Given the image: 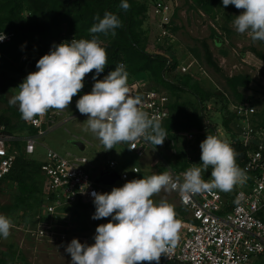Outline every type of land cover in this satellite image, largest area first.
<instances>
[{
    "label": "rangeland",
    "instance_id": "1",
    "mask_svg": "<svg viewBox=\"0 0 264 264\" xmlns=\"http://www.w3.org/2000/svg\"><path fill=\"white\" fill-rule=\"evenodd\" d=\"M143 5L144 0H138ZM210 7V6H209ZM23 15L31 17L29 11L23 9ZM236 14L219 6L205 8L194 0H179L174 9L171 19V36L157 40L159 28L156 19L152 16L150 6L147 3L140 14L138 30L145 37V48L149 52L163 53L169 58H176L177 66L167 73L166 78L175 80L176 75L186 74L189 76V84H197L200 87L204 100L187 85H182L179 90V100L191 110L193 107L201 113L204 120L202 129L195 128L182 131L166 132L167 137L162 145H150L146 148L143 156L137 157L121 144L115 145L114 149L105 151L104 145L97 136L87 130V116L78 115L74 119L58 123L38 137L36 156L41 159L44 154V146L56 150L58 153L83 154L95 166V168L114 159L117 163L116 170L129 171L132 164H137L139 171L129 173L124 181L114 184L115 187L132 179L146 178L152 174H161L172 168L175 171L186 172L201 163L200 143L207 135H213L235 147L236 138L232 136L235 122H243L234 118L230 122V130L222 123L223 111H218L220 101L224 100L231 111L232 103L241 101L239 93L249 99L255 105V112L250 117L253 123L264 121V61L259 58L254 49L264 53V41L253 40L251 32L240 34L236 31L233 21ZM62 33H66V25L62 24ZM205 41L211 49L212 56L220 66L215 70L209 65L203 55L202 42ZM23 55L17 61L9 59L11 66H5L0 70V113L9 121L10 125L20 126L24 120L21 117L18 105L10 106L9 100L18 94V86L25 80L27 75L35 72L37 68L25 71L18 69ZM192 62L187 71H182L181 65ZM109 72L100 74L102 80ZM90 74V73H89ZM94 76V75H92ZM227 77L239 79L236 93L227 82ZM147 80V86H157L167 92L171 100L176 96L164 85L150 78L142 72L138 76L129 77L128 80ZM86 81V79H84ZM92 83H95L92 81ZM212 93H219L220 98L212 97ZM211 96V97H210ZM245 99V98H244ZM223 102V101H222ZM211 106V115H205L204 104ZM78 112V109H74ZM204 114V115H203ZM225 115H228L225 112ZM58 118L57 115H53ZM232 124V126H231ZM20 128V127H19ZM14 130L19 131L17 128ZM22 132V131H20ZM192 134V135H191ZM191 135V136H190ZM236 136V135H235ZM81 137L86 142L83 149H79L74 140ZM44 145V146H43ZM155 147V150H153ZM236 150V148H234ZM95 169H93V172ZM211 167L204 173L203 178L211 179ZM92 171V169H90ZM15 185L12 182H0V214L10 217L14 227L7 239L0 237V256L5 257L10 264H71V256L65 251V247L73 238L82 244L92 245L88 237L96 235V228L101 224L108 223L112 218L92 219L96 206L93 202L86 205H74L61 210L58 223L66 233L64 240L47 241L35 238L33 230L42 219L43 202L34 207L14 206ZM174 191H162L153 197L154 202L161 200L175 206L176 213H184L181 204L173 195ZM233 190L226 193L228 196ZM175 194V193H174Z\"/></svg>",
    "mask_w": 264,
    "mask_h": 264
},
{
    "label": "clouds",
    "instance_id": "2",
    "mask_svg": "<svg viewBox=\"0 0 264 264\" xmlns=\"http://www.w3.org/2000/svg\"><path fill=\"white\" fill-rule=\"evenodd\" d=\"M224 7L243 9L233 21L240 34L251 32L252 39L264 41V0H222ZM120 7L127 12L130 4L122 0ZM89 31L92 34L116 35L122 27L117 15L106 12L97 15ZM6 39L0 34V41ZM98 36L91 40L72 39L54 45L36 64L38 69L27 75L18 86L19 92L10 100L18 105L22 119L31 121L43 117L49 110L68 109L74 96L84 87L86 74L95 71L92 91L82 95L76 107L86 115L87 130L94 133L105 151L121 143L135 144L143 140L150 145H162L167 137L159 121L142 110L140 96H131L129 73L119 63L102 80L97 79L108 65V54ZM155 147L153 150H155ZM201 163L184 173L183 181L170 171L132 179L110 193L93 191L96 211L92 219H112L96 228L95 243L88 245L73 238L65 247L71 264H159L160 258L175 248L180 239L182 221L175 206L166 200L154 202L162 191H179L185 197L218 189L230 192L247 177L236 162L237 153L226 141L207 135L200 143ZM211 167V179L202 173ZM14 227L10 217L0 214V237L7 239Z\"/></svg>",
    "mask_w": 264,
    "mask_h": 264
},
{
    "label": "built area",
    "instance_id": "3",
    "mask_svg": "<svg viewBox=\"0 0 264 264\" xmlns=\"http://www.w3.org/2000/svg\"><path fill=\"white\" fill-rule=\"evenodd\" d=\"M178 1L148 0L151 14L159 28L157 40L171 36V19ZM2 33L6 39L0 44L9 41L13 35L12 32L0 30ZM74 38L77 39L73 33L62 34L50 42L40 55L48 54L54 45L71 42ZM191 63L181 65L180 69L187 71ZM85 79L86 83H92V74H86ZM128 86L131 96L141 97L142 110L150 117L162 122L169 115L170 99L166 91L147 86L146 79L128 80ZM230 109L235 118L243 122H235V132H232L245 149L242 170L247 179L234 187L232 197L218 189L188 194L187 197L174 191L184 212L177 213V218L182 221L180 239L167 256L162 254L159 264H264V122H251L250 117L256 108L247 98L232 103ZM203 111L208 117L211 115V106L206 104ZM58 113L60 111L49 110L42 118L23 120L25 126L34 128L33 132L12 129L0 114V178L12 169L20 152L36 156L38 137L59 123L53 116ZM122 145L137 157L143 156L149 146L143 140L135 144V149H130L132 145L128 143ZM116 165V161L110 159L98 165V169L93 172L97 167L85 155H63L44 146V154L40 159L44 209L39 224L31 230L32 235L50 242L64 240L66 233L57 221L62 209L78 203L89 204L94 200L91 196L93 191L110 193L116 182L124 181L129 173L139 171L138 165L132 164L128 172L117 170L119 177L112 184L96 181L95 173L98 170L104 166L116 170ZM166 171L183 181L185 172L172 168ZM122 186L120 184L117 187Z\"/></svg>",
    "mask_w": 264,
    "mask_h": 264
},
{
    "label": "trees",
    "instance_id": "4",
    "mask_svg": "<svg viewBox=\"0 0 264 264\" xmlns=\"http://www.w3.org/2000/svg\"><path fill=\"white\" fill-rule=\"evenodd\" d=\"M194 1L207 9L212 6L222 7L237 16L243 11V9H236L234 5L224 7L222 0ZM127 2L130 8L125 12L120 7L122 0H0V30L13 33L9 41L0 44V70L7 65L11 66L9 59L17 61L22 55V62L18 67L20 71L36 68L37 61L42 57L41 51L62 34L73 33L78 40H91L95 35L103 42L102 46L108 54V65L100 74L110 72L119 63H123L129 77L138 76L144 72L176 96L174 100L169 97V115L160 122L166 132L186 131L192 128L202 129L203 116L194 107L189 110L179 100L178 93L183 89L182 85L188 84V88L195 92L202 101L205 96L200 87L195 83L189 84V76L186 74L176 75L175 80L166 78L167 73L177 66L176 58L174 56L169 58L163 53L147 51L145 37H142L138 30L140 14L145 6L147 7L148 0H144L143 5L138 0H127ZM25 8L31 17L23 15ZM106 12L117 15L123 26L116 29L115 36L110 33L107 36L90 33V27L98 22L94 18L99 15L102 19ZM62 24L66 25V33H62ZM202 48L206 62L215 70H220V66L213 58L211 49L205 41L202 42ZM254 51L264 61V53L256 49ZM90 74L95 75V71L93 70ZM238 81L237 78L227 77V82L236 93H238L236 90ZM153 87L158 88L155 85ZM212 94V97L220 98L219 93L218 95L217 93ZM238 96L240 100L246 98L241 93ZM220 110L224 112L222 123L229 128L235 114L228 109L224 100L220 101L218 111ZM225 112L228 115H225ZM0 114L9 123L8 119L2 113ZM10 127L17 128L20 132L25 125L22 121L20 128L17 125H10ZM31 128L34 131V128ZM232 136L236 138L233 132ZM234 145L233 148H236L237 153L236 162L242 169L245 149L238 139L235 140ZM1 181L12 182L15 185L16 192L12 203L14 206L31 208L41 204L43 175L40 171V160L35 155H25L20 152L15 158L14 166L0 178ZM77 205L86 204L78 203ZM0 264H10V262L0 256Z\"/></svg>",
    "mask_w": 264,
    "mask_h": 264
},
{
    "label": "crops",
    "instance_id": "5",
    "mask_svg": "<svg viewBox=\"0 0 264 264\" xmlns=\"http://www.w3.org/2000/svg\"><path fill=\"white\" fill-rule=\"evenodd\" d=\"M100 77H102V76H98L97 77V79L98 78H100ZM94 81V80H93ZM95 82V81H94ZM92 84H94V83H86V81L84 80V87H83V89L81 90V92L80 93H78V95H76V96H74L73 97V99H72V102L70 103V105L68 106V109H64L63 111H60V113H58L57 114V120L59 121V124L60 123H62V122H65L66 120H68V119H74L76 116H78V115H82L79 111L78 112H76V111H74V109H77V107H76V103H77V101H78V99L82 96V95H84V94H88V93H90L91 91H92V87H93V85ZM54 110V109H53ZM57 111V110H56ZM86 116V115H85ZM22 131H25V132H33V130H32V128L31 127H29V126H25L24 128H23V130ZM79 139H81V140H83L84 142H86L84 139H82L81 137H79ZM82 141V142H83ZM83 142V145H84V147H85V143ZM122 145V144H121ZM122 146H124V145H122ZM124 148H125V146H124ZM114 149V148H113ZM129 151V150H128ZM41 157H43V156H41ZM98 169V167L94 170V171H96ZM173 195L175 196L176 194H174V192H173ZM176 197V199H177V196H175Z\"/></svg>",
    "mask_w": 264,
    "mask_h": 264
},
{
    "label": "water",
    "instance_id": "6",
    "mask_svg": "<svg viewBox=\"0 0 264 264\" xmlns=\"http://www.w3.org/2000/svg\"><path fill=\"white\" fill-rule=\"evenodd\" d=\"M74 143L78 146L79 149H83L84 145L83 142L80 139L74 140ZM119 177V173L115 169H109L107 166H104L103 169L98 170L95 173V179L98 182H101L103 184H112L115 182V180ZM94 236L90 235L88 237V242H93Z\"/></svg>",
    "mask_w": 264,
    "mask_h": 264
}]
</instances>
